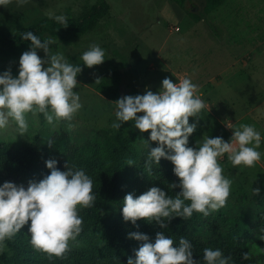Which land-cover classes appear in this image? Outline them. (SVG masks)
I'll return each mask as SVG.
<instances>
[{"label":"rangeland","instance_id":"obj_1","mask_svg":"<svg viewBox=\"0 0 264 264\" xmlns=\"http://www.w3.org/2000/svg\"><path fill=\"white\" fill-rule=\"evenodd\" d=\"M106 0L110 10L86 35L71 43L53 40L54 51L70 63L80 64L77 77L83 107L71 121L49 124L40 112L26 114L28 129L20 133L15 122L0 130V142L15 148L45 144L54 134L66 132L76 143L92 135L109 131L133 138L142 152L151 148L138 140V129L126 122L120 129L116 121V102L125 95L157 92L162 80L173 82L190 77L199 88L207 108L198 114L197 129L189 137L195 147L203 135L222 136L229 141L230 125H254L261 132L260 161L254 166L233 167L227 154L220 158L224 175L232 180L230 195L223 210L232 218H245L254 224L264 212V0H226L216 10L206 11L207 0ZM102 0H0V29L16 33L49 18L46 12L78 19ZM105 51L101 65L88 68L80 59L90 45ZM38 55L44 58L40 50ZM17 62H0V72L18 75ZM102 79L95 83L96 79ZM102 91H106L110 98ZM150 135V133H148ZM176 179L179 181L178 177ZM259 188L255 195L252 191ZM256 227V226H255ZM1 253V252H0Z\"/></svg>","mask_w":264,"mask_h":264},{"label":"clouds","instance_id":"obj_2","mask_svg":"<svg viewBox=\"0 0 264 264\" xmlns=\"http://www.w3.org/2000/svg\"><path fill=\"white\" fill-rule=\"evenodd\" d=\"M17 2L25 4L28 0ZM46 15L67 25L64 14L49 10ZM20 35L30 41V46L19 58L17 76L11 70L0 72V130L14 121L20 133L26 132V114L36 111L43 113L49 124L71 121L83 107L75 91L81 65L70 63L61 52L54 51L51 45L55 41L50 37L42 40L32 31ZM40 50L44 58L38 55ZM104 57V49L92 44L80 59L84 66L92 68L104 63ZM101 80L97 78L95 83ZM198 88L190 77L176 82L165 77L157 92L146 90L142 95H125L114 102L116 121L112 127L120 129L131 121L141 133L149 132L148 141L157 146L148 152L145 164L150 168L153 163L159 165L162 158L170 161L179 185L172 183L169 187L180 188L175 196L157 186L138 196L126 194L122 206L125 221L135 225L143 219L166 228L172 219L190 218L194 212L208 216L225 205L231 191L232 180L223 174L220 158L227 154L233 167H252L260 161L262 135L250 124L230 125L229 141L222 136L203 135L201 143L189 146V137L197 129V123H189V118L198 121V114L208 107ZM46 143L51 146L52 141ZM57 163L55 159L46 160L49 174L38 182L29 181L26 187L9 181L0 185V252L5 248L4 241L26 224L33 247L50 256L63 257L70 250V241H76L82 231L79 209L92 207L96 199L93 180L82 167L69 166L67 162L60 170ZM260 191L256 188L252 192L258 195ZM129 238L142 243L135 251V259L129 257L127 264H233L232 257L224 255L220 248L206 247L202 261L193 259V245L183 236L178 243L163 232H157L154 241L140 232L129 233Z\"/></svg>","mask_w":264,"mask_h":264},{"label":"trees","instance_id":"obj_3","mask_svg":"<svg viewBox=\"0 0 264 264\" xmlns=\"http://www.w3.org/2000/svg\"><path fill=\"white\" fill-rule=\"evenodd\" d=\"M175 1L183 5L181 0ZM225 2L207 0L206 11L210 13ZM109 10L106 0H102L85 16L67 18V25L45 18L16 33L0 29V62L13 61L19 65L21 54L30 46V41L21 39L22 32L32 31L42 40L50 37L68 44L90 32ZM102 93L110 98L106 91ZM148 133L140 132L136 137L144 140ZM50 140L51 146L36 142L21 148L0 142V185L9 181L26 187L31 180L38 182L50 172L45 161L55 159L60 170L68 162L69 166L82 167L92 178L94 205L79 209L82 231L76 241H70V250L63 257L50 256L34 248L26 224L13 238L4 241L0 264H127L129 257L135 259V251L142 243L129 238L132 232L146 234L151 241L157 232L171 236L177 243L183 236L193 245V259L201 261L203 249L212 247L230 255L233 264H264V212L254 224L242 217H229L223 210H213L208 216L194 212L190 218L177 217L166 228L143 219L135 225L123 219V200L128 193L138 196L153 186L172 196L180 191L179 187H169L172 183L179 185L170 161L162 158L159 165L153 163L150 168L145 164L156 142L140 152L132 137L113 135L109 131L98 132L81 143L74 142L64 131L54 134ZM129 161L133 162L131 166Z\"/></svg>","mask_w":264,"mask_h":264}]
</instances>
